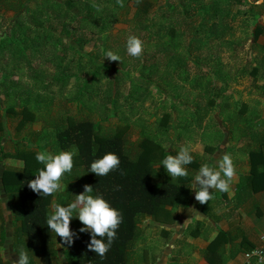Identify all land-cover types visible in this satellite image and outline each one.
I'll use <instances>...</instances> for the list:
<instances>
[{
    "label": "trees",
    "instance_id": "1",
    "mask_svg": "<svg viewBox=\"0 0 264 264\" xmlns=\"http://www.w3.org/2000/svg\"><path fill=\"white\" fill-rule=\"evenodd\" d=\"M123 2L124 7L121 8L116 0H0V15L11 11L16 16L10 38L0 40V58L4 49L13 51L11 55L16 56L5 68H0V246L3 249L8 247L12 253L25 250L29 264H34V255H40L43 264H58L54 246L61 238L48 229L47 218L53 201L66 206L84 190L85 184L93 186V195L102 194L111 206L120 211L122 222L109 251L101 258L88 250L90 233L78 231L83 225L74 216L70 227L77 237L70 246L62 241L65 264H140L144 261L142 251L136 252L134 248L142 233L140 219L148 217L147 225L159 228L165 237V224L175 218L177 205L187 204L192 192L188 186L205 161L202 159H207L214 147L215 151L220 149V145L231 149L243 141L237 150L246 153L252 163L244 188L254 190L261 186L264 117H259L258 110L248 109L245 102H232L219 90L213 94L210 76L198 69V76L192 80L194 89L182 92L178 98L174 93L179 90L178 83L187 81L181 71H189L188 54L191 48L197 50L203 46L202 37L216 39L219 45L231 41L235 16L231 8L238 10L244 3L247 6L245 13L253 16L264 12V4L257 7L247 0H163L161 5L154 7L151 0ZM93 3L101 5L102 11L92 7ZM116 22L126 27L112 32ZM190 33L185 45V38ZM131 34L144 43L143 54L131 60L132 67L140 66L141 79L137 76L131 79L129 75L130 80L125 78L123 67L114 65L116 61L103 58L94 62L95 58H92V69L85 73L89 77L81 82L78 95L71 101H63L50 95L49 89L52 85L65 83L67 75H71L68 64L50 77L42 70L38 75H31L34 85L42 84L39 87L21 84L20 79L11 78L20 69L15 59L20 58L32 67L30 60L39 54L38 47L48 42L55 43L57 52L60 51L59 54L52 51L54 58L62 54V50L81 51L85 43L97 42L103 44L101 53L111 50L125 63L131 57L123 53L127 36ZM259 35L263 36L260 44L255 42ZM251 36L253 49L260 59L258 65L246 72L262 79L255 89L264 96V25L255 21ZM81 59L77 62L79 73L85 66ZM103 63H110L113 87L109 86L102 92L97 84L104 72ZM152 84L165 93L166 99L158 107L160 116L150 126L143 119L138 122L131 120V114L125 112L121 99L136 101L139 105L144 97L142 93ZM193 90L197 91L195 97L190 95ZM197 97L203 98L202 106L198 105ZM168 99L171 100L169 108ZM69 102L74 103L73 109L67 105ZM178 107L182 109L181 114ZM171 110H174L175 118ZM205 118L208 119L206 123L211 120L213 124H204ZM7 120L13 123V137L8 131ZM170 120L176 123L175 141L183 137L181 134L191 140L194 132L204 145L202 156L192 154L193 163L186 166L188 175L175 180L160 165L164 157L179 151L177 145L169 152L161 145ZM37 121L51 133L45 135L47 140L42 146L37 145L39 151L44 147L55 154L70 150L73 145L78 149V154L73 157L72 171L62 178L63 190L52 196H40L27 185V181L35 179L37 170L43 167L35 159L38 151L32 146L41 137L40 132L30 129L31 124ZM133 129H138V136L130 141V130ZM196 129H201V132H195ZM2 139L6 142L2 143ZM215 151L211 153L212 158L222 153ZM107 152L119 156V168L98 177L90 172V165ZM6 157L20 159L22 166L19 169L6 168L2 164ZM8 233H12V238ZM13 254L17 259V254ZM10 260L9 257L5 260L0 258V264H11ZM169 260L168 264H177L175 259Z\"/></svg>",
    "mask_w": 264,
    "mask_h": 264
},
{
    "label": "rangeland",
    "instance_id": "2",
    "mask_svg": "<svg viewBox=\"0 0 264 264\" xmlns=\"http://www.w3.org/2000/svg\"><path fill=\"white\" fill-rule=\"evenodd\" d=\"M154 4V7L157 5H161L163 0H151ZM26 3V2H25ZM29 5V3H26V5ZM246 5L243 3L242 6L238 10H235L234 8H231L233 13H235V16L233 17L232 22V28H233V37L230 38V42L228 44L222 43L219 45V41L216 39H210L207 38V36L202 37L203 46L197 50L191 48L189 52V64L190 69L189 71H181L182 76L186 75L187 81H185L183 84L178 83L179 90L178 92L175 91L174 96L176 98L180 97L182 92L189 91L190 88H192V80L193 78L197 77V69L201 70L202 72L207 73L210 76L211 80V92L213 94H216L217 91H221V94L228 97L232 102L239 103V102H245V105H247V108L253 109V110H259L262 109L264 106V97L260 96L258 94V90L255 89V85L260 84L261 79L256 76V78L253 76V74L246 72L247 69L251 68L252 66L258 65V60L260 59L259 54L256 52V49H253V43H252V36H251V28L255 21H258L264 25L263 19L261 15H247L245 13ZM16 16L11 11L3 12L2 15H0V40L3 38H10L9 34H12V30L15 26ZM196 20H199L197 18ZM126 25L115 23L113 26L112 32H115L117 29L125 28ZM132 35V34H131ZM191 33L187 35L185 38L184 44L186 45L190 39ZM129 36H127L128 38ZM126 38V35L124 36ZM56 42L58 40H55ZM124 41V40H123ZM143 41V40H142ZM60 42V40L58 41ZM259 44L262 42V36L259 35V37L255 41ZM59 44V43H58ZM57 45V44H56ZM184 45V46H185ZM213 45H216V47ZM40 48L39 54L35 55L36 57L34 59H31L30 62H32V67L30 65H27L24 60L18 58L15 59L18 63V67L20 68L17 73H14L11 78L12 79H20L22 82L21 84L25 83L29 86H42V84H36L34 85V80L31 79V75H38L40 70L43 71V73L49 75H53L55 72H60V69L63 65L68 64L70 68L71 75H67V78L65 80L64 84H58V85H52L49 89V94L54 95L59 100H65L71 101L73 96L78 95V90L80 88V84L83 81L84 78L89 77L88 75H85V73L90 71L92 68L93 59L94 62L97 60H101L104 58L106 59L105 55L106 53H101V50L103 49V44H98L97 42H87L82 47V52L75 50H69L66 51L62 50V54L58 55V57L54 58L53 54H59L55 48L54 44H44L43 46L38 47ZM53 51V54H52ZM109 51V50H108ZM4 54H1L2 58H0V68H5L6 64H8L11 60V58H14L16 56H13V51L9 49H4ZM124 55H127L126 47H124L123 50ZM81 64H85V66L82 68L79 73L77 69V62L79 61V58H81ZM131 60L132 56L127 59V61L124 63L121 61H116L114 65L122 66L123 70L122 73L125 75V78L133 79V77L137 76L140 79L139 75V68L140 66H131ZM102 61V60H101ZM125 61V60H124ZM100 62V61H98ZM194 63V64H192ZM58 64V69H57ZM102 69L104 70L103 75L100 77V80L98 81L97 87L103 92L106 91V89L112 86V80H113V74L110 70V63H103ZM219 66H218V65ZM9 65H7L8 67ZM245 68L244 71H242ZM184 72V73H183ZM242 72V73H241ZM144 74L146 71L143 72ZM141 74V73H140ZM1 75V73H0ZM130 76V78L128 77ZM89 80V78L87 79ZM86 80V81H87ZM223 80V81H221ZM111 84V85H109ZM127 86V85H126ZM194 89V88H192ZM38 91V90H37ZM144 97H142V102L138 105L136 101H130L127 99L125 101L124 99H121V104H123V109L126 113L131 114V120H136L137 122L140 119H143L144 123L148 122L150 126H153V122L155 118L159 117L161 114V110L158 108L162 101L166 99L165 93H162V91H159L158 88H155L154 85H148L147 89H145ZM197 94V91H191L190 95H193L195 97ZM100 95V94H99ZM103 95V93H101ZM124 96L126 95V92L124 91ZM143 96V95H142ZM2 99V95L0 94V100ZM198 105L202 106L203 98L197 97L196 98ZM74 102V101H73ZM171 100H167V105L169 108ZM252 102H255L253 104ZM191 103V102H190ZM189 103V104H190ZM69 108H74V103L69 102ZM190 106V105H189ZM158 108V109H157ZM179 108V114L182 110ZM174 110H171L172 116L175 118ZM114 120H112L113 122ZM208 119H204V124H213V122L210 120L209 123ZM12 124L8 120L6 121L7 127H9L8 131L10 135L13 137V130H12ZM169 128L167 129V135L166 138H163L161 141V145L163 148L172 149L175 145H177V148L180 149L181 146H190L191 148V154H195L197 156H202L204 154V145L200 141V136H196L193 132L192 139H188L183 136L179 140L175 141V133L176 132V123L173 124L171 120L169 121ZM133 128V127H131ZM30 129L35 132H40L41 136L37 142H34L32 144L33 148L37 151H39L40 148H37V145H43V142L47 139H45V135L49 136L50 130L44 129L42 127L41 122H33L31 124ZM132 134V139L130 137V141H134L138 136V129L130 130ZM195 132L199 133L201 132V129H196ZM183 133V131H182ZM161 139V137H160ZM159 139V140H160ZM6 142L2 139V143ZM175 143V144H174ZM242 145V141L238 142L233 148L226 149L225 145H220V149L218 151H214L215 153H221L224 151H227V153L233 152L236 153L235 150L239 146ZM5 148L7 147L4 145ZM40 146V147H41ZM48 151L47 148H42V151ZM213 151V153H214ZM212 153V154H213ZM212 154H209V156H212ZM170 155H173L172 153ZM8 158V157H7ZM9 159H6L8 161ZM202 164H207V159ZM201 161V160H200ZM10 164H13L10 162ZM200 165V166H201ZM5 166L8 167V164L6 163ZM145 222L143 221L142 224ZM150 226H148L149 228ZM157 230V231H156ZM157 232V233H155ZM151 234L150 237H147V235ZM9 235V233H8ZM12 238V233L10 234ZM142 236V234L140 235ZM144 236V238H143ZM142 238L144 241L138 244V248L144 247L146 257L149 258L150 256L155 257L158 259L159 257H168L169 249L166 246V242L169 238H165L163 235L160 234L159 230L153 226L149 228L148 230H144ZM139 239V238H138ZM166 239V240H164ZM140 240V239H139ZM138 240V241H139ZM166 241V242H165ZM168 243V242H167ZM62 244V241H58V243L55 244L54 249L57 251V260L58 264H65L63 258H62V249L59 246ZM136 246V245H135ZM135 248V247H134ZM0 256L5 260L7 257L9 259H16V256L10 251L8 247L6 249L0 246ZM161 257V258H162ZM34 264H43L42 257L40 255H34ZM171 259V257H170ZM11 264H12V260ZM160 262V261H159ZM56 264V263H55ZM150 264V263H148Z\"/></svg>",
    "mask_w": 264,
    "mask_h": 264
},
{
    "label": "clouds",
    "instance_id": "3",
    "mask_svg": "<svg viewBox=\"0 0 264 264\" xmlns=\"http://www.w3.org/2000/svg\"><path fill=\"white\" fill-rule=\"evenodd\" d=\"M253 2L257 7L264 4V0H249L250 4ZM116 3L121 8L124 7L123 0H116ZM92 7L98 12L102 11V6L99 4L93 3ZM126 50L128 55L138 58L143 54L144 43L136 35H130L126 40ZM105 57L110 61H121V57L111 50L106 52ZM191 151L190 146H181L175 155H167L161 160L160 165L164 166L172 180L188 175L186 166L193 163ZM77 154L78 149L75 145L70 150H61L55 154L46 150L38 151L35 159L43 167L37 170L35 179L27 181L28 187L40 196H52L62 191V178L65 173L72 171L73 157ZM119 165V156L114 152H107L91 163L90 172L102 177L118 169ZM121 174L123 175V172ZM235 175L236 168L233 158L230 154L224 153L219 155L215 166L202 164L188 187L195 192L197 202L207 204L214 198L212 190L230 193L231 183ZM83 189L66 206L53 201L52 211L46 224L51 232L61 238L63 244L70 246L74 243V237H77V233L70 227L71 220L74 216L78 217L83 225L78 231L80 233L89 232L91 236L90 242L87 244L88 250L104 258L116 237V231L122 222V215L118 209L111 206L102 194L93 195L92 185L85 184ZM191 210L195 209H188L189 212ZM189 220H185L184 223ZM63 244L59 246H63ZM13 253L17 254L18 258L12 259V264H29V256L25 250L20 249Z\"/></svg>",
    "mask_w": 264,
    "mask_h": 264
},
{
    "label": "crops",
    "instance_id": "4",
    "mask_svg": "<svg viewBox=\"0 0 264 264\" xmlns=\"http://www.w3.org/2000/svg\"><path fill=\"white\" fill-rule=\"evenodd\" d=\"M261 16L264 22V12ZM258 113L259 117H264V106L258 110ZM213 151L214 148L210 154ZM224 153L227 151L220 155ZM228 154L232 156L236 168L230 193L212 190L214 198L207 204H200L195 200V192L191 190L187 204L177 205L174 209L175 218L172 222L165 224L167 229L165 238H169L168 243L165 242L170 254L167 259L162 256L158 259L153 256L147 258L144 247H137L144 241L142 234L144 230L151 228L147 227L148 217L140 219L139 226L142 229L140 235L142 234L143 238L139 237L140 240L138 239L135 247L136 252L142 251L145 257L140 264H168L170 257L175 259L177 264H246L244 252L255 247H260L264 251V174L260 179L259 188L250 190L246 187L245 189L246 178L252 171L250 158L246 153L238 150L236 153ZM217 158L211 156L209 160L208 156L207 164L215 166ZM6 159L9 160L6 161ZM6 163L8 167L5 166ZM2 164L8 169H19L22 161L6 157ZM189 208L195 210L189 212ZM9 215L11 217V213ZM188 219L190 220L184 223ZM143 221L144 224H142ZM150 236L151 234L147 235V237ZM9 238H11L10 235ZM0 258L3 260L1 256Z\"/></svg>",
    "mask_w": 264,
    "mask_h": 264
},
{
    "label": "built area",
    "instance_id": "5",
    "mask_svg": "<svg viewBox=\"0 0 264 264\" xmlns=\"http://www.w3.org/2000/svg\"><path fill=\"white\" fill-rule=\"evenodd\" d=\"M243 257L246 264H264V251L260 247L244 252Z\"/></svg>",
    "mask_w": 264,
    "mask_h": 264
}]
</instances>
